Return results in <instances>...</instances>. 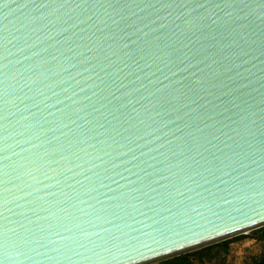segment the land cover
I'll use <instances>...</instances> for the list:
<instances>
[{"label": "water", "instance_id": "1", "mask_svg": "<svg viewBox=\"0 0 264 264\" xmlns=\"http://www.w3.org/2000/svg\"><path fill=\"white\" fill-rule=\"evenodd\" d=\"M262 226L264 0H0V264Z\"/></svg>", "mask_w": 264, "mask_h": 264}, {"label": "trees", "instance_id": "2", "mask_svg": "<svg viewBox=\"0 0 264 264\" xmlns=\"http://www.w3.org/2000/svg\"><path fill=\"white\" fill-rule=\"evenodd\" d=\"M155 264H264V226L249 234Z\"/></svg>", "mask_w": 264, "mask_h": 264}]
</instances>
